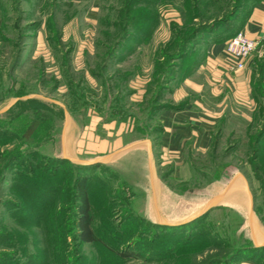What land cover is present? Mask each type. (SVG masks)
Listing matches in <instances>:
<instances>
[{
	"label": "rangeland",
	"instance_id": "obj_1",
	"mask_svg": "<svg viewBox=\"0 0 264 264\" xmlns=\"http://www.w3.org/2000/svg\"><path fill=\"white\" fill-rule=\"evenodd\" d=\"M140 1L136 17L157 19L146 25L149 40H137L144 24L136 23L135 38L110 60L118 43L112 35L125 34L118 20L127 21L128 0H102L88 14L60 0H0V111L22 100L0 113V264H264V246L255 244L264 242V137L256 141L264 58L253 100H237L219 81L197 74L211 65L197 40L183 58L158 66L159 54L184 48L196 24L218 9L202 0L203 16L194 21L190 0ZM163 68L168 80L176 78L167 87ZM188 81L199 89L186 86L178 95ZM190 100L220 112L214 142L207 151L166 155L158 147L159 108ZM147 141L151 160L136 149L148 148ZM64 145L74 161L101 162H59ZM77 178L88 182L94 242L80 233ZM207 206L213 208L198 223L149 226L160 218L181 222Z\"/></svg>",
	"mask_w": 264,
	"mask_h": 264
},
{
	"label": "crops",
	"instance_id": "obj_2",
	"mask_svg": "<svg viewBox=\"0 0 264 264\" xmlns=\"http://www.w3.org/2000/svg\"><path fill=\"white\" fill-rule=\"evenodd\" d=\"M61 1L79 8H85V14L94 11L102 2L101 0ZM229 31L243 32L249 38L256 39L260 43L246 69L236 72L229 69L223 52L224 43L216 40L218 33L214 32L209 36L206 48V59L211 65L201 66L197 70V74L204 72L208 77L211 76V78L219 81V85H222L223 89L234 92L233 95L237 100H253L254 95L252 96L251 92L257 77V63L264 58V0H245ZM191 82L185 83L183 88L178 91V95L184 94L186 86H191L194 90L199 89L200 86L197 83L191 84ZM225 98L224 96L223 100ZM226 99L231 100V96H227ZM200 105L199 102L190 100L186 101L181 108H167L159 113L158 119L162 123V131L159 134L158 147L166 155L170 154L175 157L193 149L207 151L211 148L214 142L213 132L220 112L215 113L212 110L203 109ZM136 147L133 149L136 148L138 152H149V146L148 148L145 145Z\"/></svg>",
	"mask_w": 264,
	"mask_h": 264
},
{
	"label": "trees",
	"instance_id": "obj_3",
	"mask_svg": "<svg viewBox=\"0 0 264 264\" xmlns=\"http://www.w3.org/2000/svg\"><path fill=\"white\" fill-rule=\"evenodd\" d=\"M162 1L166 2L168 0H153L152 2H156V5H159ZM201 1L202 0H190L191 8L194 10V13L191 15L192 19L194 21L198 20L201 16H203L202 14L199 13L200 3H202ZM244 1L245 0H206L207 4L208 3L212 4V6L217 8L218 11L214 12L212 14V16L210 17L208 22L202 23L201 25L196 24L197 26L193 29V31H192L193 33L190 36V38L187 39V41L185 43L186 46L184 48L180 47V48L176 49L174 52L168 51V53H170V55L167 54L166 50H165V53L162 52L161 54H159V56L157 57V59H158L157 60V65L159 66L160 62L162 60H167L168 59V60L171 61V63H173V60L183 58V56L185 55V51L187 50V46L190 44L191 41L195 42V40L199 41L198 43H196V44H198L197 46H199L200 47L199 49L203 50L205 52V54H206V50H207L206 48L208 46L209 36L212 35L214 32L218 33V35L216 37V40L217 41H221L222 43H226L227 40L237 36V34L239 32H237V31L236 32H231L229 30L231 29L232 22H233L234 18L241 11V8H242V6L244 4ZM140 2H141L140 0H130V1L128 0V5L124 9L126 11V15H128L127 21L125 22V21L118 20V24L125 28V30H124L125 34L121 37V39H119V37L123 34V32H122L121 35L117 34V33L112 35V39H110V40L112 42H114V43H115V41H116V43L117 42L118 43H117V46L114 45V49H112V52L110 53V56H109L111 58L110 60H114L115 58H117V56H119L118 55L119 50H120V48H122L125 45V43H126L125 40L126 39L130 42L129 38L131 36L134 35V38H135V31L137 30L136 29V23L139 24L140 22H142V24H144L143 28L140 31L137 30V32L140 33V35L137 38V40H141V41L143 39H145L146 41L149 40V36L150 35L148 36V34H149L150 31H149L148 26H146V25H150V24L156 23L157 19L153 20L155 18L154 16H150L151 18L145 17V18H143L141 20L138 17H136V15H135L136 14V12H135L136 11V6L134 4H139ZM154 6H155V4H154ZM133 26H135V27H133ZM128 28L129 29L131 28V30H126ZM175 41L178 43V47H179V45L181 44V41H183V40L181 38L178 39V37H176ZM195 49H198V48H195ZM263 61L261 62V64L263 63ZM18 62H16V65H17ZM259 63H260V61L257 63V66H258ZM190 68H192V67H190ZM163 73H164V76H165L163 85L165 87H167V85L171 81H174L176 78L174 77L173 79L168 80L166 75H165L166 74L165 73V68H163ZM263 85H264V83H263ZM34 98L35 97L28 98L27 100H34ZM21 101L22 100L17 101L16 104L18 102H21ZM47 101L52 103V104H54V105H57V104H55L54 102H52L50 100H47ZM184 104H185V102H183L181 105H178V106L171 105L173 107L159 108L158 114L161 111L166 110L167 108L168 109L181 108ZM161 131H162V126H161L159 134L161 133ZM158 137H159V135H158ZM263 137H264V121H263L262 129L257 134L256 141L260 142V140ZM59 160H61L59 162L71 163V161H68V160H66L64 158L59 159ZM76 166L80 167V168H83L84 166H88V165H76ZM87 183H88L87 181H84L83 179L81 180L79 178H77V180L75 181V189H77L78 194H79V201L77 202L78 203L77 204L78 215L82 217L81 222H80L81 223L80 233H82V240L83 241L94 242V241H96V237L94 236L92 229L89 227L90 226L89 225L90 221L88 220V217H89V214L91 212L92 207H91L90 199H89V196H88V187H87L88 184ZM206 215H203V216H206ZM203 216L198 218V220L196 219V220H194L192 222L193 223L194 222L198 223L203 218ZM149 226H159V227H165V228H168V229L169 228L171 229V228L174 227V226H172V227L171 226H163V225H159V224H153V225H149ZM141 233L142 234H140L138 237H136L135 239L132 240V244H135L136 242H138L139 238L143 235V232H141ZM129 245H131V244H129ZM119 255L121 257H126L127 256V254H125L123 252H120ZM232 260H234V259L231 258V261Z\"/></svg>",
	"mask_w": 264,
	"mask_h": 264
},
{
	"label": "water",
	"instance_id": "obj_4",
	"mask_svg": "<svg viewBox=\"0 0 264 264\" xmlns=\"http://www.w3.org/2000/svg\"><path fill=\"white\" fill-rule=\"evenodd\" d=\"M34 96H26V97H23L22 99H28V98H33ZM21 98H15L13 101H12V103L9 105V106H7L6 108H4L3 110H1L0 111V113H3V112H6L12 105H14L17 101H19ZM50 101H53L54 103H56L57 101H55V100H50ZM61 105V104H60ZM62 107H63V109H64V111H65V113L67 112V109H66V107L64 106V105H61ZM64 133H65V130H64ZM64 133H63V136H64ZM65 137V136H64ZM64 137H63V140H64ZM148 143H149V152H148V156H149V160H151V157L150 156H152V144H151V142H149V141H147ZM140 143H142V142H137V143H133V144H130V145H128V146H126V147H124L123 149H121V150H119L118 152H120V151H123V150H127V149H129V148H131V147H133V146H135V145H137V144H140ZM63 158L64 159H66V160H68V161H71V162H73V163H75L76 165H94V164H99L100 162H101V160H100V158L99 159H96V160H73L72 158H70V157H68L67 155H65V145H64V155H63ZM238 176H241L242 178H244L243 177V175L242 174H238L237 175V177ZM237 177H234L231 181H230V183L227 185V187L225 188V190L220 194V195H218V196H216L215 197V199L216 198H220V197H222L223 195H225L227 192H229V189L233 186V184H234V182H235V180L237 179ZM247 185V184H246ZM152 190L154 191V200H155V203H156V195H155V188H154V184H152ZM246 191L248 192L247 194H248V198H249V216H250V223L252 224V209H253V197L251 196V194H250V192H249V190H248V185L246 186ZM211 208H213V207H205V208H203L202 210H200L199 212H197V214L196 215H194V216H192V217H190V218H188V219H185V220H183V221H181V222H176V223H171V222H163L162 220H161V218L159 219V222H157V224H159V225H163V226H179L180 224L181 225H184V224H187V223H189V222H192V221H194V220H198V218H200L201 216H203L204 214H206ZM253 239H254V241H255V236H253ZM256 244V246H258V247H262V246H264V242L263 243H261V244H258L257 242L255 243Z\"/></svg>",
	"mask_w": 264,
	"mask_h": 264
},
{
	"label": "built area",
	"instance_id": "obj_5",
	"mask_svg": "<svg viewBox=\"0 0 264 264\" xmlns=\"http://www.w3.org/2000/svg\"><path fill=\"white\" fill-rule=\"evenodd\" d=\"M258 44V40L249 38L243 32L227 40L223 52L229 69L234 72L245 70L257 51Z\"/></svg>",
	"mask_w": 264,
	"mask_h": 264
}]
</instances>
